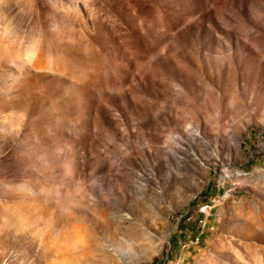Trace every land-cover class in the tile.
<instances>
[{
  "label": "rangeland",
  "instance_id": "1",
  "mask_svg": "<svg viewBox=\"0 0 264 264\" xmlns=\"http://www.w3.org/2000/svg\"><path fill=\"white\" fill-rule=\"evenodd\" d=\"M54 260L264 264V0H0V264Z\"/></svg>",
  "mask_w": 264,
  "mask_h": 264
},
{
  "label": "built area",
  "instance_id": "2",
  "mask_svg": "<svg viewBox=\"0 0 264 264\" xmlns=\"http://www.w3.org/2000/svg\"><path fill=\"white\" fill-rule=\"evenodd\" d=\"M209 209H210V201L207 204H204V205L200 206V211L201 212H206ZM205 229H206L205 228V224L202 223L200 225V227L198 228V233L191 238V243H198L199 239H200V235L205 231ZM183 246H185V245H183Z\"/></svg>",
  "mask_w": 264,
  "mask_h": 264
},
{
  "label": "trees",
  "instance_id": "3",
  "mask_svg": "<svg viewBox=\"0 0 264 264\" xmlns=\"http://www.w3.org/2000/svg\"><path fill=\"white\" fill-rule=\"evenodd\" d=\"M207 201V200H206ZM206 201H204V202H206ZM178 228H179V230H181L182 228H183V222L182 223H180L179 225H178ZM178 237H181V235L179 234V236H177V237H175V238H173V239H171V241H170V251L172 250V249H175L177 246H178ZM183 239L185 238V235L182 237ZM168 256H169V252L166 254V259H165V263H166V261L168 260Z\"/></svg>",
  "mask_w": 264,
  "mask_h": 264
},
{
  "label": "clouds",
  "instance_id": "4",
  "mask_svg": "<svg viewBox=\"0 0 264 264\" xmlns=\"http://www.w3.org/2000/svg\"><path fill=\"white\" fill-rule=\"evenodd\" d=\"M57 247H58V242H57V240H56L55 238L50 239V240H49V248H50L52 251L55 252V250L57 249ZM53 264H60V262L54 260V261H53Z\"/></svg>",
  "mask_w": 264,
  "mask_h": 264
}]
</instances>
